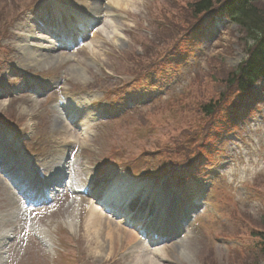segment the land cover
Segmentation results:
<instances>
[{
	"label": "rangeland",
	"instance_id": "374dc122",
	"mask_svg": "<svg viewBox=\"0 0 264 264\" xmlns=\"http://www.w3.org/2000/svg\"><path fill=\"white\" fill-rule=\"evenodd\" d=\"M56 1L0 0V114L11 116L3 119L29 138L14 149L8 146L13 154L33 156L36 168L58 156L70 157L77 183L85 184L87 167L98 180L109 174L122 180L117 174H125L138 188L155 190L154 182L169 171L166 166L176 168L184 148L193 150L203 142L210 155L205 154L207 164L201 168L211 169V184L205 209L183 241L186 256L174 259L178 245L150 255L133 234L95 214L83 197L65 192L44 210L25 211L0 175V232L12 234L7 264H263L252 236L264 232V88L261 94L254 89L260 104L251 117L236 122L233 138L208 141L212 134L205 136L207 131L221 119L198 110L223 99L216 115L226 118L246 99L228 96L227 87L229 72L243 58L239 30L215 20L202 31L196 23L200 16L188 9L197 0H118V7L102 13L110 16L101 19L104 34L95 29L74 53L59 50L50 54L53 59L30 61L23 37L12 30L27 12ZM62 1L77 6L81 0ZM260 6L264 9V2ZM187 42L193 46L189 57H172ZM160 59L171 65L156 68ZM27 76H34L35 83H53L51 89L34 92ZM60 92L89 100L93 119L86 121L84 136L67 131L53 108ZM12 130L0 124V135L7 132L11 138ZM30 225L45 228L48 249Z\"/></svg>",
	"mask_w": 264,
	"mask_h": 264
},
{
	"label": "trees",
	"instance_id": "16d2710c",
	"mask_svg": "<svg viewBox=\"0 0 264 264\" xmlns=\"http://www.w3.org/2000/svg\"><path fill=\"white\" fill-rule=\"evenodd\" d=\"M223 1L197 0L191 3L188 9L193 12V16H198L201 13L212 10L216 4L220 5ZM262 2L264 0H226L223 3V11L229 13L232 20L238 25L241 34L240 41L243 46V52L246 55V58L227 76V87L230 93H228V96L246 93L251 87L264 81V9L260 6ZM169 65L171 64L162 59L156 68L160 66L168 67ZM220 96L223 98L224 94ZM221 100H216L214 103L207 102L199 107L198 110L203 113V116L215 119L219 116V114L216 115L218 112L216 109L224 101L223 99ZM209 126L210 123L203 128V131L206 132V127ZM180 147L182 148L181 145ZM194 148L196 149V147ZM183 150L186 154L191 149L186 147ZM252 237L257 239L255 247L259 250V256L264 264V232H256Z\"/></svg>",
	"mask_w": 264,
	"mask_h": 264
},
{
	"label": "bare ground",
	"instance_id": "6f19581e",
	"mask_svg": "<svg viewBox=\"0 0 264 264\" xmlns=\"http://www.w3.org/2000/svg\"><path fill=\"white\" fill-rule=\"evenodd\" d=\"M104 1H105V4H106V7H105L106 10L105 11L107 13H110L108 11L111 8H116V6L117 7L119 6L118 5V3H119L118 0H104ZM79 4H81V6H82V9L80 10V15L81 16L80 15L77 16V18H76L77 21H75L74 26L76 27V29H80L81 28V32H82V30L83 31H86V29H85L86 28V23L91 20V17H92V20H94V19L97 20L98 18L100 19V14L101 13H99L98 11H96V9L92 8L94 6L96 7V5H93L89 0L79 1ZM103 16L109 17L108 14L102 15L101 17H103ZM106 21H107L108 24H109V22H111L110 19L109 20H106ZM96 23L97 22H95V24ZM29 24H30V27H29V30H27V31H24L23 29L17 28V30L19 29L18 30L19 31L18 33L24 35L25 41L27 43L32 44L31 42L32 41H35V44H34L35 45V48L32 49V48H30V46H27L31 50V52L28 54V60L34 61V60H31V59H35V58H38V57H44V58H47V59H53V58L50 57V53H51L52 49L54 47H56V46L55 45H52V49H50V48L49 49H46V46H44L42 44L43 42L40 43V39H38V36H36V35L34 36V34H32V33H36V31H37L36 28H35L36 27V24L33 23V22L32 23H29ZM100 28H99V31L104 34L105 33L104 32V29L103 28L100 29ZM87 32H88V34H91V30H88ZM109 34L111 35L112 33H109ZM71 35L72 34H70V36ZM42 36L43 35H39V37H41V38H42ZM80 42H83V40H81ZM87 47H91L92 48V45H87ZM42 48H43V50H41ZM1 105H3V104L0 103V106ZM63 105H64L65 110L69 114L70 113H72V114H80V116H82L83 119L84 118H87V116H88L87 113H82L81 112V108L82 107H81V104L78 103V102L77 103L76 102H73L72 103L70 101H65L63 103ZM79 124H80L81 127H84L85 126V120H82V122L80 121ZM59 165H60V167H59L60 170L64 171L65 168H66L65 161L62 162V160H61V162H60ZM87 175H88V173H87ZM126 183H127L126 180H123V182L121 183V185L118 186L116 183L110 182L109 184H111V187L112 188H110L109 191H107V190L104 191V194L102 195V197L104 198V200L110 201V202L114 203L115 207H118L119 206L118 204L121 203L120 200L117 199L119 197V195H121L123 197V202L130 201L131 200V198H130V192H131V194H133L138 188H134L133 187V188H131V190H129V193H128V192L125 191V188H126V186H128L130 184L129 183L126 184ZM71 187H73V185H71ZM118 192L120 193L119 195H118ZM160 199H161V201L163 200V203H164L163 207H165L166 205H165V202H164L165 201L164 198H160ZM144 201H146V200H143L142 202H144ZM157 202L159 203V200ZM123 206H125V204ZM98 210H99V207H97L96 209H93V211H95V213L97 212V214H98ZM116 210H117V208H116ZM160 211H162V210H160ZM120 212H122L123 215H125L124 218H129V217L132 216V213L129 210H127V208H125V210H123V211H122V209H120ZM167 216H168V214L167 215L165 214L163 216L164 219H166ZM98 220H99V218L97 220L95 219L94 221L98 223ZM122 220H124V219H121V220H119L117 222L121 223ZM36 231H37V233L40 234L39 229H36ZM123 231L126 234H128V235L130 234L126 230H123ZM162 248H164V247H162ZM173 252H174V255L172 253V256L174 257V259H180V258L186 256V252L187 251H186V249L183 246V242H181L180 245L177 247V249H175ZM172 256H171V259H172ZM148 263L149 264H153L152 260H148Z\"/></svg>",
	"mask_w": 264,
	"mask_h": 264
}]
</instances>
